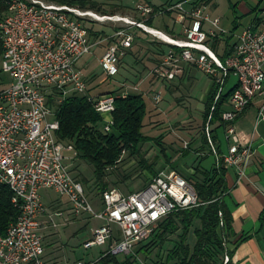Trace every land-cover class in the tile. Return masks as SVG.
I'll return each instance as SVG.
<instances>
[{
    "label": "built area",
    "instance_id": "2783aa9c",
    "mask_svg": "<svg viewBox=\"0 0 264 264\" xmlns=\"http://www.w3.org/2000/svg\"><path fill=\"white\" fill-rule=\"evenodd\" d=\"M3 1L7 11L0 22L1 69L10 76L11 83L0 90V184L13 194L12 203L20 210V216L0 236V264H44L41 230L53 216L41 192L48 190L67 198L74 216L85 215L102 221L101 226L93 229L91 239L83 243L85 250L98 247L107 249L104 255H132L137 244L146 240L167 216L199 207L196 191L180 174L161 171L138 192L126 196L116 191L105 192L104 210L95 211L82 184L72 176L71 166L77 153L72 145L57 140L59 123L49 103L51 97L61 104L72 95L82 96L86 92L78 64L92 54L96 43L80 20L85 14L42 0ZM182 6L177 7L194 22L184 30L185 40L172 44L182 49L181 55L169 51L154 73L171 81L183 73V63H186L217 78L221 86L230 72L239 77V89L221 116L229 143L227 152L221 154L215 147L211 116L205 136L216 166L222 162L226 169H235L242 177L253 154L252 142L233 125L245 112L242 104L249 96L264 95V28L259 32L244 29L236 38L234 53L222 63L209 51L207 34L203 31L204 24L208 23L213 27L209 32L212 36L216 31L224 33L219 28V20H210L204 14L203 5L191 10ZM184 21L185 16L179 15L177 23ZM122 38L111 44L100 60L108 78L118 74L120 59L132 45L128 36ZM218 99L219 95L215 104ZM92 101L104 118L114 111L112 96ZM106 120L105 129L111 131L113 122L110 118ZM114 230H118L119 239Z\"/></svg>",
    "mask_w": 264,
    "mask_h": 264
},
{
    "label": "rangeland",
    "instance_id": "374dc122",
    "mask_svg": "<svg viewBox=\"0 0 264 264\" xmlns=\"http://www.w3.org/2000/svg\"><path fill=\"white\" fill-rule=\"evenodd\" d=\"M42 1L52 5H59L44 0ZM82 1L86 3L85 9L77 7L71 8H74L81 14H85L84 17L80 18L85 27H91L93 32H97L98 34L105 33V35H101L102 37H100V35L98 37H92L90 35L91 40L96 43V46L92 49V54L87 55L78 64V69L81 71L86 84V92L82 96L94 100L99 96H109L108 94L111 92L123 97L129 94H141L144 97L148 110L143 134L159 139L161 148L164 149L167 157H169V163L166 162V158L161 153V148L155 143L141 146L142 156L145 157L149 163L155 165V169L156 171L158 170V173L161 171H173L177 169V172L181 173L182 177L189 176L187 178H192L194 173L190 174L188 172L190 175H187L185 174L187 172H185V170H180L178 165L183 160V151H196L197 147H199L197 142H200L201 144V137L205 134V129L202 128V116L205 99L212 85V81L210 80L211 76L201 72L194 65V67H188L187 69L184 67L183 73L177 75L171 81L159 78L154 73V70L164 62V59L168 56L169 52L164 59L158 53L165 47L163 44L173 45L149 33L150 37L146 36L145 38V36L137 30H143V32L146 33L149 32L148 29L152 30L140 22L153 19V28L157 30L161 29V33L163 32L162 34L173 39L172 36L165 33V28L170 26L173 20L177 23L178 16L183 14L185 16V21L182 23V35L184 36L183 40H185L186 36L184 30L188 28V25L185 23L188 18H190L188 22L191 25L194 22V19L181 11L177 6L181 4L185 10H191L200 5H204V14L208 18V13L211 14L212 17H219L221 20V27L227 30V33L214 30L216 31L214 36H212L211 33H206L207 39L209 36L213 38L217 35H222V38L225 39L231 35V32H233V37L236 40L240 31L243 28L246 29L250 21V19L246 20L245 18L240 17L241 14H237L239 18L236 17L237 15L235 11L237 5L242 0ZM262 5L264 6V3ZM153 7H162L163 9H160L158 13L151 16L153 13ZM147 10L149 13H147ZM167 12H170L173 15L170 16ZM98 17L102 20L99 21ZM122 20H127L130 24ZM208 25L210 26V24ZM234 27L236 29H234ZM122 36H128L129 39L132 40V45L128 50H125V56L123 59H120V63L121 61L123 62L121 63V66H119L118 74L114 78H108L100 66V60L109 46L121 41L123 39ZM206 45L211 52L210 45ZM129 51L133 54L132 57H130L131 55H127ZM213 54L215 55V53ZM175 55L180 57L181 54L175 53ZM184 64L186 63H183V66H185ZM10 83L11 78L8 74L2 71L0 63V90L7 88ZM236 83H238V80L233 77L231 83L225 87V91H228ZM220 90L218 92L219 96L222 92V88ZM216 104L214 103V110ZM55 105L58 106L60 104H57V101H55ZM213 112H211V115ZM111 114L106 116V118L112 120ZM106 118H104L105 125L103 130L106 133H112L114 132L113 129L111 131H106L105 129L107 126ZM139 161V158L130 157L128 153H124L121 163H119L116 168L110 170L105 179L109 184V191H116L119 194L126 196L142 190L146 184H148L151 176L148 172L142 170ZM184 161L187 164L189 162L188 159H185ZM71 172L72 176L82 184L85 194L89 198L94 210L97 212L103 211V194H100L99 188L95 184L93 168L89 164L78 160L77 154V158L71 166ZM41 195L45 206L50 210L49 212L53 216V220L48 221L46 224L44 229L46 230L45 232L60 235L65 233L68 234L69 232L67 230L85 231L80 232V234L72 240L75 249L74 253L70 255V263H75L77 260H82L86 264L97 262V259L100 257L101 253H104L105 249L95 247L90 250H85L83 248V243L91 237L92 232L90 230L102 225V221L85 215L81 217L74 216L71 212V206L68 199L61 197L54 190L43 191L41 192ZM57 214H61V216H58ZM193 237L194 236L191 232L187 239V243L190 246L194 242H191ZM172 239L177 240V237L175 236ZM56 244H62V242L60 243V238ZM171 248L172 244L167 245V247H164L162 250H158L157 248L153 249L150 257L153 259V262L155 261L156 263L158 262L157 264H163L165 262L167 250H170ZM59 253L61 254V251H56V253L53 252L52 254L55 255ZM139 259H142V257H139Z\"/></svg>",
    "mask_w": 264,
    "mask_h": 264
},
{
    "label": "trees",
    "instance_id": "16d2710c",
    "mask_svg": "<svg viewBox=\"0 0 264 264\" xmlns=\"http://www.w3.org/2000/svg\"><path fill=\"white\" fill-rule=\"evenodd\" d=\"M44 1L61 6L86 8V3L82 0ZM160 9L162 10L163 8L153 7L151 16L158 13ZM6 11L7 6L3 0H0V22ZM167 13L170 16L173 15L170 12ZM189 19L185 24L191 27L188 22ZM140 23L154 29L153 19ZM86 29L92 37H98L99 35L102 37L105 35V33L98 34L97 32H93L91 27H86ZM137 31L141 32L145 38L146 36L150 37L143 30ZM165 33L172 36L175 40L184 39L182 24H177L175 20L172 21L170 26L165 28ZM231 33L225 39L222 38V35H217L213 38L209 36L206 41V44L210 45L211 50L223 63L234 53V44H231L234 34L233 32ZM221 44H223L222 50ZM163 46H165L163 50L158 53L163 59L169 51L179 54L182 51V49L168 44H163ZM2 54L3 47L0 38V63ZM127 55H131L130 57H132L133 54L129 51ZM184 67L187 69L188 67H194V65L186 64ZM233 77L232 72H230L222 86L217 82V78L212 76L210 78L212 85L204 103L202 116L203 129H205L208 118L211 115V109L214 106L218 92L222 88L210 121L214 143H216V132L224 127L221 119L222 113L226 110L234 92L239 89V83H236L228 91H225V87L231 83ZM108 95L114 97V112L111 114L114 124V132L112 133L104 132L105 119L95 110L94 102L89 97L72 95L58 106L55 105V100L52 97L49 102L50 106L54 109L55 120L59 123V131L56 133L57 140L65 145H72L78 154V160L89 164L93 168L95 184L99 188L101 195L109 191V184L105 179L108 172L121 163L124 153H128L130 157L139 158L142 170L148 172L151 177H155L158 174V170L156 171L155 165L149 163L142 156L141 146L155 143L161 148L159 139L143 134L148 111L144 97L141 94H129L123 97L114 92ZM100 97L102 96L98 98ZM201 141L203 148L209 147L205 134L202 135ZM160 151L166 158V162L169 163V157H167L164 149L161 148ZM209 153L211 155L210 149ZM189 156V150L183 151V159H187ZM201 160L202 157L198 156V165L192 168L194 170L192 178H187L189 176L184 177L193 186L201 205L192 210L181 211L167 216L158 223L157 227L146 240L137 244L139 249H137L135 254H142L146 258H149L153 249L162 250L167 245L172 244V248L167 250L163 264H220L225 255L224 240L226 236L224 231L230 230L231 222V215L222 201L228 191L226 181L227 171L222 162L219 166L215 165L209 172L205 171L200 166ZM12 199L13 194L8 187L0 184V236H4L9 226L20 216V210L14 207ZM219 214H221V217ZM221 223L223 226H221ZM191 232L195 239L193 247L187 243ZM175 236L177 240L172 239ZM135 254L128 257L130 259L135 258ZM118 257L110 254L104 255L98 263L125 264L119 263Z\"/></svg>",
    "mask_w": 264,
    "mask_h": 264
},
{
    "label": "crops",
    "instance_id": "0c3cea01",
    "mask_svg": "<svg viewBox=\"0 0 264 264\" xmlns=\"http://www.w3.org/2000/svg\"><path fill=\"white\" fill-rule=\"evenodd\" d=\"M263 3L264 0H242L239 2L235 13L236 15L241 14L240 17L246 20L250 19L247 25L248 27L246 28H252L256 32L264 28ZM207 15L211 20L218 19L219 28L224 33H227V30L221 27V20L219 17H212L209 13ZM238 15L236 17H238ZM211 29L212 28L208 24H204L203 31L209 33ZM154 30L160 33L162 31L161 29ZM235 43L236 40L233 39L231 44ZM221 45L223 47V44ZM228 108L227 105L226 110H228ZM233 126L238 133L251 139L253 154L245 166L244 175L242 177L238 175L235 169H226L224 167L227 171L226 181L228 191L222 201L231 215V222L230 230L224 231L226 236L224 240L225 255L220 264H264V95L256 96L245 112L234 122ZM215 136V145L218 151L221 154H225L229 143L225 139L223 129L218 130ZM197 144H199L197 150L190 152V156L187 158L189 160L188 164L184 161L185 159H183L178 165L180 170H185V172H187L185 173L187 175L194 173L192 168L198 165V156L202 157L200 166L205 171L209 172L216 165L215 158L209 153V148H203L202 142L201 144L197 142ZM173 171L178 173L177 169ZM178 174L182 175L181 173ZM48 211L50 210L48 209ZM45 231L46 230H41L45 248V255L43 258L44 264H71L70 255L74 253L75 249L72 240L76 238L80 232L85 231L67 230L69 232L68 234L65 233L60 235L47 233ZM90 231L92 232L93 230ZM114 231L117 239H119L118 230ZM55 238L58 241L60 238V243L62 242V244H56L58 241H56ZM193 239L191 242L194 241L193 243L195 244V239ZM193 243L191 247L194 246ZM104 249V253H101L97 262L93 264H99L100 258L103 257L107 251L106 248ZM137 249L139 248L136 246L134 254ZM56 251H61V254H52L53 252L56 253ZM139 257H142V259H139ZM117 260L119 263L125 264H156L151 257L146 258L142 254H135V258L132 259L128 256H119ZM78 262L84 263L82 260H77L72 264H77Z\"/></svg>",
    "mask_w": 264,
    "mask_h": 264
},
{
    "label": "bare ground",
    "instance_id": "6f19581e",
    "mask_svg": "<svg viewBox=\"0 0 264 264\" xmlns=\"http://www.w3.org/2000/svg\"><path fill=\"white\" fill-rule=\"evenodd\" d=\"M98 18H99V21L102 20V19H100V17H98ZM96 19H97V18H96ZM118 19H119V18H118ZM97 20H98V19H97ZM122 21L128 23L127 20H126V21H125V20H122ZM117 22H118V21H117ZM128 24H130V23H128ZM148 31H149L152 35H154V36H156L157 38H159V39H161V40H163V41H166V42H168V43L174 44V42H176V41H174L173 39L167 37L166 35H164V34H162V33H160V32H157V31H155V30H153V29H152V30H149V29H148ZM235 78L238 80V83H239V77H235ZM238 83H237V84H238ZM255 97H256V96H249V98L245 100V104H242V111H245V110L248 108L249 104L251 103V101H252Z\"/></svg>",
    "mask_w": 264,
    "mask_h": 264
}]
</instances>
